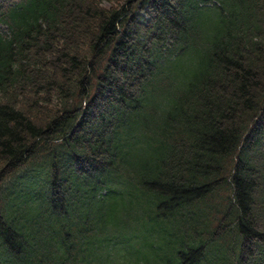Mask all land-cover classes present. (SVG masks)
<instances>
[{
  "label": "trees",
  "instance_id": "16d2710c",
  "mask_svg": "<svg viewBox=\"0 0 264 264\" xmlns=\"http://www.w3.org/2000/svg\"><path fill=\"white\" fill-rule=\"evenodd\" d=\"M0 264H264V0H0Z\"/></svg>",
  "mask_w": 264,
  "mask_h": 264
},
{
  "label": "rangeland",
  "instance_id": "374dc122",
  "mask_svg": "<svg viewBox=\"0 0 264 264\" xmlns=\"http://www.w3.org/2000/svg\"><path fill=\"white\" fill-rule=\"evenodd\" d=\"M105 6H108V3H104Z\"/></svg>",
  "mask_w": 264,
  "mask_h": 264
}]
</instances>
